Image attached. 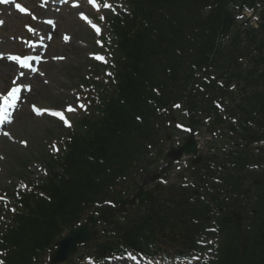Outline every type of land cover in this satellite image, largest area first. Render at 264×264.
<instances>
[{"label": "trees", "instance_id": "1", "mask_svg": "<svg viewBox=\"0 0 264 264\" xmlns=\"http://www.w3.org/2000/svg\"><path fill=\"white\" fill-rule=\"evenodd\" d=\"M132 12V18L125 17L123 22L110 23V27L104 34L105 46L111 50L115 59L116 90L115 97L107 105L105 112L99 121L85 122L86 129L82 130L71 139L74 140L70 147V152L65 156L64 173L69 180L64 181L59 177H54L48 182L46 193L49 195L48 201L33 199L30 202L29 213L33 216L21 219L19 236L17 229L15 234L21 241L24 250L29 252L42 251L50 247L59 239L65 229L72 228L79 221L78 217L84 207L93 201L96 192L93 191V175L107 178L102 164L99 162L105 154H109L113 162L124 163L126 154L131 149L130 141L124 134L136 136L134 130L135 115H143L139 107L145 103L142 98L152 88L148 85L153 83L161 89H170V84L174 81L176 71L172 68L166 75V64L163 59L169 55L167 52L173 42V34L176 28L173 26L178 22H183V13L194 14L197 3L204 0H122ZM217 1V19H222L224 12V0ZM227 18V15H226ZM185 25V24H184ZM184 25L180 26L184 29ZM157 74L161 75L159 79ZM260 83V86L258 85ZM250 88L259 91L264 89V73L252 79ZM148 89V90H147ZM186 89V88H185ZM158 101V106L167 104V96L162 95ZM258 105L264 109V94L259 95ZM244 104L251 106L253 110L257 108V103L253 102L247 94ZM106 102L103 100V103ZM139 106V107H138ZM250 111V108H249ZM248 121L256 123L258 131L264 134V112L257 116L247 110H243ZM149 115L142 118L149 119ZM144 137V136H143ZM255 137H250V143ZM114 150V155L113 153ZM248 146L241 143L236 151H228L224 155L235 157L230 161V167H224L225 175L220 178L225 187L233 188L241 184V178L248 176L245 173V165L251 163L254 156L246 152ZM111 152V153H110ZM213 155V154H212ZM210 155L212 167L221 164L218 155ZM261 160L264 159V152L258 154ZM213 157V158H212ZM208 165V164H205ZM210 166V165H208ZM211 173L209 168L204 169ZM200 175V173H199ZM202 176V175H200ZM257 184L252 185L253 190L258 195L256 211L246 225L237 231V236L233 242L228 243L224 250L223 263L221 264H264V174H256ZM259 179H262L259 181ZM26 202V201H25ZM27 204V202H26ZM224 204V203H223ZM178 218L185 217L183 212L176 213ZM148 221L159 222V225L166 224V217H159V211L150 215ZM143 227L147 222L140 219ZM230 222V219H228ZM175 230V227H170ZM127 231L125 234H129ZM22 239H21V238ZM24 239V240H23ZM11 241V239H10ZM16 243V242H14Z\"/></svg>", "mask_w": 264, "mask_h": 264}, {"label": "rangeland", "instance_id": "2", "mask_svg": "<svg viewBox=\"0 0 264 264\" xmlns=\"http://www.w3.org/2000/svg\"><path fill=\"white\" fill-rule=\"evenodd\" d=\"M22 2L32 9L35 7V0H22ZM54 9L48 13H35L38 18L37 29L42 30L40 21L45 19L53 21L54 29L49 35L51 46L47 57L50 63L43 66L44 69L41 68L40 77L30 82L33 92L36 88H39L40 92L28 103L65 112L64 107L68 109L78 105L76 93L81 88V79L85 75L82 73L86 71V65L89 66L88 58L95 52L85 42L86 33L93 27V21L86 5H80L77 8L66 6L58 9L59 12L56 8ZM0 14V21L4 20L0 29V38L4 39L0 45V51L8 52V55L14 52L16 47L18 50L22 48L18 38L23 35L24 28L21 29V26L26 21L8 11L0 12ZM95 28L99 30L100 27ZM12 75L14 71L7 77H2L5 82L0 83V86L8 83ZM64 118L69 120V116ZM66 125L63 120L61 123H56L43 115L35 117L29 113L27 107L19 112L15 122L9 128L11 139L0 140V189H6L17 177L16 184L20 186L19 179L23 176L26 179H20L21 181L28 180L37 183L43 174L42 159L48 156L44 145L45 140H49L53 135L61 136ZM24 142L27 144L26 148L22 145Z\"/></svg>", "mask_w": 264, "mask_h": 264}, {"label": "water", "instance_id": "3", "mask_svg": "<svg viewBox=\"0 0 264 264\" xmlns=\"http://www.w3.org/2000/svg\"><path fill=\"white\" fill-rule=\"evenodd\" d=\"M82 230H84V227L80 228L79 230L72 231V233H71L72 236L71 237H67V238H65L63 241H61L59 243L60 247H59V250L57 252L58 256L60 255V253L62 251L66 252L68 250H72L74 244L84 240L82 232H81Z\"/></svg>", "mask_w": 264, "mask_h": 264}, {"label": "snow or ice", "instance_id": "4", "mask_svg": "<svg viewBox=\"0 0 264 264\" xmlns=\"http://www.w3.org/2000/svg\"><path fill=\"white\" fill-rule=\"evenodd\" d=\"M92 2L95 3V0H92ZM104 6L105 7H110V5H107V4H105ZM21 11H23V9H21ZM0 23H2V22H0ZM81 107H83V106H81ZM67 110L68 111H73V109L71 107H69ZM34 111H36L37 114H42L41 113V110H39V109H34ZM51 114L54 115V116H57L58 118H60L61 120H63L65 124H68V121L65 120L62 112H53ZM5 135H8V133H5ZM24 143L26 145V142H24Z\"/></svg>", "mask_w": 264, "mask_h": 264}, {"label": "bare ground", "instance_id": "5", "mask_svg": "<svg viewBox=\"0 0 264 264\" xmlns=\"http://www.w3.org/2000/svg\"><path fill=\"white\" fill-rule=\"evenodd\" d=\"M0 67H3V68H6L7 70H13L14 69V65H13V63H9V64H6V63H0Z\"/></svg>", "mask_w": 264, "mask_h": 264}]
</instances>
